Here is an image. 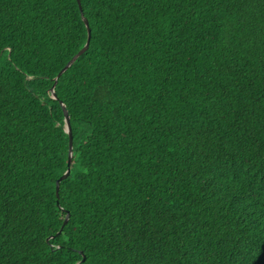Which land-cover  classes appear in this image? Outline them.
I'll list each match as a JSON object with an SVG mask.
<instances>
[{
	"label": "trees",
	"instance_id": "trees-1",
	"mask_svg": "<svg viewBox=\"0 0 264 264\" xmlns=\"http://www.w3.org/2000/svg\"><path fill=\"white\" fill-rule=\"evenodd\" d=\"M80 5L0 0V264H264V0Z\"/></svg>",
	"mask_w": 264,
	"mask_h": 264
},
{
	"label": "water",
	"instance_id": "water-1",
	"mask_svg": "<svg viewBox=\"0 0 264 264\" xmlns=\"http://www.w3.org/2000/svg\"><path fill=\"white\" fill-rule=\"evenodd\" d=\"M78 3H79V6H80V9H81V5H80V0H77ZM82 11V10H81ZM82 13V12H81ZM83 20L85 22V25L87 27V39H86V42L85 44L83 45V47L81 49H79L74 55L73 57L70 59V61L57 73L56 77L54 78V84L51 86L50 88V91H51V94H52V97L53 98H56V93L54 91V86L58 80V77L67 69V67H69V65L77 58L79 57L82 53L85 52V50L88 48L89 46V42H90V37H91V29L89 27V23H88V20L83 17ZM61 103V106H62V109H63V112H64V129L65 131L68 133L69 135V148H68V159H67V169L66 171L56 180V194L58 195V189H59V182L63 179H65L68 175H69V172H70V167H71V163H72V154H73V148H72V133H71V125H70V118H69V115L66 111V108H65V105ZM84 256L82 258V260H84Z\"/></svg>",
	"mask_w": 264,
	"mask_h": 264
}]
</instances>
